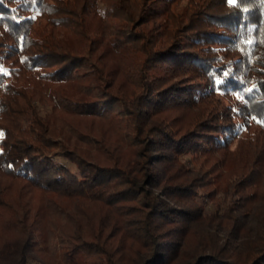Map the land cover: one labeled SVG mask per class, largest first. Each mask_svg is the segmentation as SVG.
Returning a JSON list of instances; mask_svg holds the SVG:
<instances>
[{
  "label": "trees",
  "instance_id": "trees-1",
  "mask_svg": "<svg viewBox=\"0 0 264 264\" xmlns=\"http://www.w3.org/2000/svg\"><path fill=\"white\" fill-rule=\"evenodd\" d=\"M0 67V264H264V0H0Z\"/></svg>",
  "mask_w": 264,
  "mask_h": 264
},
{
  "label": "snow or ice",
  "instance_id": "snow-or-ice-1",
  "mask_svg": "<svg viewBox=\"0 0 264 264\" xmlns=\"http://www.w3.org/2000/svg\"><path fill=\"white\" fill-rule=\"evenodd\" d=\"M226 2L229 4L230 7H235L239 5L240 0H226ZM32 19H35V17H31ZM248 43H252V41H248ZM5 70L0 67V72H4ZM229 75L228 73H225V76ZM225 83V81L223 79H218L216 80V84L217 85H223ZM248 91H251L250 89ZM253 119H255V117H253ZM258 123H261L262 125H264V120H260L257 121Z\"/></svg>",
  "mask_w": 264,
  "mask_h": 264
},
{
  "label": "rangeland",
  "instance_id": "rangeland-1",
  "mask_svg": "<svg viewBox=\"0 0 264 264\" xmlns=\"http://www.w3.org/2000/svg\"><path fill=\"white\" fill-rule=\"evenodd\" d=\"M206 209H207L208 211H213V210H214V208L211 206L210 203H206Z\"/></svg>",
  "mask_w": 264,
  "mask_h": 264
}]
</instances>
